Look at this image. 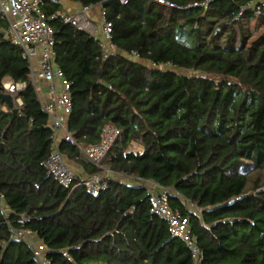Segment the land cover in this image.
Instances as JSON below:
<instances>
[{"label":"trees","instance_id":"trees-1","mask_svg":"<svg viewBox=\"0 0 264 264\" xmlns=\"http://www.w3.org/2000/svg\"><path fill=\"white\" fill-rule=\"evenodd\" d=\"M71 1L100 8L110 1L101 8L115 48L106 59L98 38L63 23L68 14L56 2L41 10L57 15L49 24L55 63L70 83L67 129L91 145L105 125L115 126L120 136L104 166L116 177L92 196L47 172V116L26 58L0 34V85H26L15 117L0 100V196L11 227L29 230L50 264H191L189 249L151 212L146 187L117 178L124 176L170 190L168 204L188 217L202 264H264V179L251 175L264 172V33L235 48L233 27L242 38L240 22L249 25L252 11L230 23L260 1L211 0L186 10L152 0ZM58 149L67 166L84 162L76 147L62 141ZM98 173L90 167L89 176ZM10 236L0 213V264H37L28 243Z\"/></svg>","mask_w":264,"mask_h":264},{"label":"built area","instance_id":"built-area-1","mask_svg":"<svg viewBox=\"0 0 264 264\" xmlns=\"http://www.w3.org/2000/svg\"><path fill=\"white\" fill-rule=\"evenodd\" d=\"M126 5L129 0H118ZM160 5L186 10L193 7L206 9L211 0L193 3L189 6H178L166 0H152ZM42 0H0V24L6 28L5 40L17 47L26 58L30 71L29 79L37 95L41 110L46 114L51 131V151L44 162V167L54 180L71 191L84 188L90 195L95 196L108 188V180L116 177L104 166L107 154L120 136V131L112 125H105L99 137V142L91 145L78 144L67 129V117L72 109L70 97V83L63 76L55 63L54 35L50 22L57 19L56 14L47 17L41 10ZM92 6L81 7L74 15H66L64 24H70L76 30L98 38L103 59L114 53L111 44V24L104 19L103 10L100 11V22L89 20L88 13ZM252 11V19L258 21L264 18V1L247 3L241 7L238 14L230 20L236 23L244 19V13ZM220 32L217 27L214 34ZM130 57L138 59V55L131 53ZM38 81L46 83V97H41L38 91ZM26 87L24 83H14L4 80L0 85V93L10 95L13 108H23V101L19 93ZM68 143L77 148L81 157L99 170V173L87 178H79L64 162L58 146L60 142ZM146 187L151 199V212L162 219L168 226L170 234L181 241L190 252L191 264H202V255L196 238L191 234L188 217L182 216L177 210L170 208L168 196L170 190L161 188L149 181H139ZM0 213L6 220L11 232L10 239L26 241L33 252L37 264H50L44 246L29 230H15L11 227L9 210L3 204L0 196Z\"/></svg>","mask_w":264,"mask_h":264},{"label":"crops","instance_id":"crops-1","mask_svg":"<svg viewBox=\"0 0 264 264\" xmlns=\"http://www.w3.org/2000/svg\"><path fill=\"white\" fill-rule=\"evenodd\" d=\"M43 2H56L57 5L61 6V8L69 15H74L76 14L79 10H80V6L77 5L76 3L72 2L71 0H42ZM264 1V0H259ZM102 9L99 6H94L90 9L89 13H88V18L91 20H100V11ZM253 22V20L251 21ZM254 23V22H253ZM260 28H264V26H261ZM6 28H5V24L4 27L0 28V34L3 35V38L5 39L6 36ZM6 81H11L9 79H6ZM38 91H39V95L41 97H46V83L44 81H38ZM91 164H89L85 159L84 162H68V167L71 168L75 174L79 177V178H87L90 175V166ZM117 178H119V180H121L122 182H124L122 179L125 178V181H134V179L130 178H126L124 176H117Z\"/></svg>","mask_w":264,"mask_h":264},{"label":"rangeland","instance_id":"rangeland-1","mask_svg":"<svg viewBox=\"0 0 264 264\" xmlns=\"http://www.w3.org/2000/svg\"><path fill=\"white\" fill-rule=\"evenodd\" d=\"M91 20V19H89ZM94 23H99L100 20L97 19V20H92ZM254 22V23H253ZM253 22H250L249 25H245V20L240 22L242 28H243V32H242V38L240 37L241 36V33L239 32V25H236L233 27V31H234V47L235 48H238L239 46H241L242 44V39H246L245 43L248 44L249 42H251L253 39L257 38L259 35H261L262 33H264V28H260V27H256L257 26V21H253ZM256 27V28H255ZM229 34V30L228 29H225L221 36H220V42H223L224 39L226 38V36ZM251 35L250 37L247 38V35ZM250 38V39H249ZM251 175L253 176V178H256V177H259L260 180H263L264 179V172L262 171H252L251 172ZM124 181V183L128 186H134L135 184H139L141 185L142 183L139 182V181H125V178L122 179ZM249 185H251L249 183Z\"/></svg>","mask_w":264,"mask_h":264},{"label":"water","instance_id":"water-1","mask_svg":"<svg viewBox=\"0 0 264 264\" xmlns=\"http://www.w3.org/2000/svg\"><path fill=\"white\" fill-rule=\"evenodd\" d=\"M110 1H106L104 3L101 4V8H104L107 4H109ZM0 100L5 102L6 105L9 107V108H13V103H12V99L10 97V95H7V94H1L0 93ZM17 113V110L16 109H13L12 110V114H13V117H15Z\"/></svg>","mask_w":264,"mask_h":264}]
</instances>
